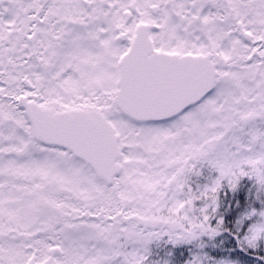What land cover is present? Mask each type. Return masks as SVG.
<instances>
[{"label":"snow or ice","instance_id":"snow-or-ice-1","mask_svg":"<svg viewBox=\"0 0 264 264\" xmlns=\"http://www.w3.org/2000/svg\"><path fill=\"white\" fill-rule=\"evenodd\" d=\"M0 264H264V0H0Z\"/></svg>","mask_w":264,"mask_h":264}]
</instances>
